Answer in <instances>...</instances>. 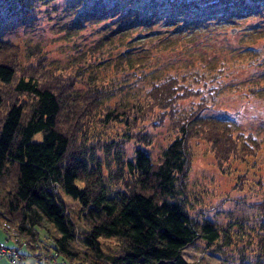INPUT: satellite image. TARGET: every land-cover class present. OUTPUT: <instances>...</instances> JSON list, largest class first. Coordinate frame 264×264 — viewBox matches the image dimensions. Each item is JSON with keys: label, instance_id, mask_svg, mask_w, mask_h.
<instances>
[{"label": "trees", "instance_id": "obj_1", "mask_svg": "<svg viewBox=\"0 0 264 264\" xmlns=\"http://www.w3.org/2000/svg\"><path fill=\"white\" fill-rule=\"evenodd\" d=\"M34 1L12 0L14 8L0 9V18L8 17L16 7L29 12ZM96 2L104 4L103 16L111 15L109 0H94L92 6ZM150 6V16L144 20L148 23L157 11ZM186 6L195 10L194 18L205 8L217 16L264 13V0H210L206 5L178 0L165 13L175 17L186 12ZM133 25L116 28L120 40L131 33ZM110 36L89 49L96 60L87 58L85 50L79 51L73 62L78 68L72 73L50 67L38 44L28 50L34 62L20 64L18 44L0 38V219L15 221L28 244L36 240L39 230L44 231L52 237L56 254L66 257L69 264H193L182 256V250L198 240L209 253L221 255L231 244H252L258 255L254 263L241 256L233 260L264 264V227L253 233L241 222L218 225L191 215L186 186L193 139L209 143L220 169L231 157L243 160L254 154L260 141L251 132H236L226 116L204 114L205 103L174 115L181 97L199 92L175 75L153 82L143 101L120 99L105 104L111 82L105 75L85 73V67H94L104 53L118 49L120 43ZM128 49L118 50L116 73L141 64ZM78 84L82 89H76ZM156 109L159 120L167 113L173 116L174 135L159 155L153 159L136 145L131 157L115 154L113 167L104 168L94 149L102 146L109 151L113 142L99 135L93 138L92 131L121 123L124 140L147 146L150 136L141 124ZM36 134L40 136L35 138ZM239 178L241 183L245 175ZM61 192L78 203L74 216ZM258 205L264 208V198ZM113 238L116 250L105 249L102 239ZM227 261L219 264H230Z\"/></svg>", "mask_w": 264, "mask_h": 264}, {"label": "rangeland", "instance_id": "obj_2", "mask_svg": "<svg viewBox=\"0 0 264 264\" xmlns=\"http://www.w3.org/2000/svg\"><path fill=\"white\" fill-rule=\"evenodd\" d=\"M175 1L178 0H109L107 6L111 15L103 16L104 4L96 2L92 6L94 0H37L28 8L29 12L16 7L8 17L0 18V38L18 44L17 62L20 64L34 62L28 50L38 44L50 67L72 73L78 68L73 62L79 51L85 50L87 58L96 60L89 49L111 35L117 40L114 43H120L118 49L104 53L94 67H85V73L105 75L112 83L105 104L120 99L143 101L145 91L153 82L170 75L180 77L185 86L198 89L199 92L178 100L174 115L185 113L196 103H205L204 114L226 116L236 132H251L260 141V147L243 160L229 158L220 169L209 143L193 139L191 169L186 180L191 201L189 213L209 218L218 225L227 221L241 222L250 232L261 231L264 208L258 204L264 198V13L253 11L233 17L225 12L217 16L214 10L205 8L203 12L197 11L194 18L195 10L186 6V12L170 17L165 12ZM192 1L206 5L210 0ZM8 2H0V9L6 10L10 5L12 8V0ZM150 4L157 11L148 23L144 20L150 16ZM130 25L133 27L131 33L128 32L129 37L126 35L120 40L116 28ZM126 47L141 64L116 73L114 64L118 61V50ZM76 89L82 86L78 84ZM158 111L156 109L141 124L142 130L150 136L147 146L124 140L121 123L92 131L93 138L99 135L113 142L109 151L94 145L97 147L95 156L104 168L113 167L115 154L131 157L136 145L146 149L153 159L159 155L174 133L173 116L167 113L159 120ZM39 136L36 134L35 138ZM242 174L245 179L240 183ZM106 185L111 186L108 181ZM61 198L74 216L78 203L63 192ZM16 225L15 221L0 219V264L70 263L63 255L56 254L50 235L39 230L36 240L28 244L20 237ZM102 240L105 249L116 250L115 238ZM222 253H209L199 240L182 250V256L193 264H219L223 259L236 264L233 258L240 256L254 263L258 257L252 244H231L223 248ZM261 260L264 262V258Z\"/></svg>", "mask_w": 264, "mask_h": 264}]
</instances>
